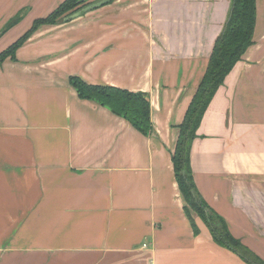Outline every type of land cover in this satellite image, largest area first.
Segmentation results:
<instances>
[{
  "label": "crops",
  "instance_id": "obj_1",
  "mask_svg": "<svg viewBox=\"0 0 264 264\" xmlns=\"http://www.w3.org/2000/svg\"><path fill=\"white\" fill-rule=\"evenodd\" d=\"M64 1L0 0V52ZM231 8L232 0H115L40 27L16 60L0 66V209L33 215L22 231H33L37 262L246 264L203 222L195 234L172 161ZM72 76L147 94L154 134L80 99ZM256 122L264 147V0H257L255 44L216 94L191 154L201 195L264 261V222L250 219L241 193L255 179L235 145L237 138L247 147ZM257 160L264 164L261 154Z\"/></svg>",
  "mask_w": 264,
  "mask_h": 264
},
{
  "label": "trees",
  "instance_id": "obj_2",
  "mask_svg": "<svg viewBox=\"0 0 264 264\" xmlns=\"http://www.w3.org/2000/svg\"><path fill=\"white\" fill-rule=\"evenodd\" d=\"M86 3L87 0H65L47 17L35 20L32 27L22 37L2 51L0 66L8 58L16 60L17 50L40 27L63 22L65 17L88 5ZM25 14L26 10L8 22L1 34L17 26ZM256 23L257 0H232L228 21L214 43L206 71L184 120L178 127L179 136L172 156L176 181L185 203L184 210L195 234L199 235L200 230L193 214L208 227L220 247L234 252L246 264H264V261L231 234L226 220L212 209L201 195L194 178L191 154L193 144L198 138V130L216 94L224 86L227 77L236 65L243 60L249 48L255 44ZM69 81L80 99L96 102L109 109L115 115L128 121L144 136L154 134L151 104L147 94L134 93L107 85H90L79 76H72Z\"/></svg>",
  "mask_w": 264,
  "mask_h": 264
},
{
  "label": "rangeland",
  "instance_id": "obj_3",
  "mask_svg": "<svg viewBox=\"0 0 264 264\" xmlns=\"http://www.w3.org/2000/svg\"><path fill=\"white\" fill-rule=\"evenodd\" d=\"M94 1L96 0H87L86 4H90ZM1 53L2 52H0V54ZM258 124L259 122H256L255 126H250L251 142L246 143L247 147L241 146L237 138L235 145L239 146V148L236 150V157L241 158L242 161L245 160V162L249 164V166L246 167L245 163L243 162L244 172L250 174L252 179H255V181H253L254 185L251 184L248 188L244 187L245 190L241 192L244 196L243 197L241 195L244 199V202L247 203V205H250L251 210L247 211L248 215L250 216V219L252 221L264 222V191H260V185L262 182H264L260 181L261 176L263 177L262 180H264V164H259L260 161L257 160L260 154L262 155V157H264V147L260 146L258 143L259 134L257 133V131L261 126ZM239 127L240 130H237L236 132L237 136L243 134L244 130V127L242 125H239ZM252 147L255 150L260 148V150L254 152ZM247 156H249V159H247ZM238 168L242 169V166ZM237 174H240V172L237 171ZM239 205L241 206V204ZM3 213L4 212H2V209H0V264H44L42 262L36 261L34 254L35 242L33 231H22V227L24 226L25 221L33 217V215H25L22 213ZM248 215L246 216L248 217ZM193 216L195 217L196 221H200L195 214H193ZM51 264L63 263L54 262ZM67 264L82 263L68 262Z\"/></svg>",
  "mask_w": 264,
  "mask_h": 264
},
{
  "label": "water",
  "instance_id": "obj_4",
  "mask_svg": "<svg viewBox=\"0 0 264 264\" xmlns=\"http://www.w3.org/2000/svg\"><path fill=\"white\" fill-rule=\"evenodd\" d=\"M114 1L115 0H97L93 3L86 5L80 11H77L75 13L68 15L67 17L64 18V22L68 23V22L74 21V20L80 18L81 16H83L84 14H87L89 12L103 8V7L113 3Z\"/></svg>",
  "mask_w": 264,
  "mask_h": 264
},
{
  "label": "built area",
  "instance_id": "obj_5",
  "mask_svg": "<svg viewBox=\"0 0 264 264\" xmlns=\"http://www.w3.org/2000/svg\"><path fill=\"white\" fill-rule=\"evenodd\" d=\"M145 248H147V245H144Z\"/></svg>",
  "mask_w": 264,
  "mask_h": 264
}]
</instances>
